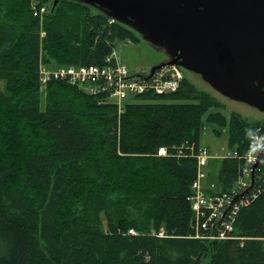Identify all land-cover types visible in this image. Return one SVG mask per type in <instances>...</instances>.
Wrapping results in <instances>:
<instances>
[{
	"label": "trees",
	"instance_id": "1",
	"mask_svg": "<svg viewBox=\"0 0 264 264\" xmlns=\"http://www.w3.org/2000/svg\"><path fill=\"white\" fill-rule=\"evenodd\" d=\"M52 4L0 0V264H264V158L236 238L196 237L188 199L198 180L211 197L230 195L245 167L225 157L198 179L190 154L205 123L227 129L239 156L264 123L211 112L220 104L186 78L175 92L135 95L119 115L75 86L40 84L39 64L103 65L117 41H138L79 1Z\"/></svg>",
	"mask_w": 264,
	"mask_h": 264
},
{
	"label": "water",
	"instance_id": "2",
	"mask_svg": "<svg viewBox=\"0 0 264 264\" xmlns=\"http://www.w3.org/2000/svg\"><path fill=\"white\" fill-rule=\"evenodd\" d=\"M59 0H53L52 9ZM138 33L176 65L200 75L216 92L264 113V0H75ZM264 147L251 167L255 185Z\"/></svg>",
	"mask_w": 264,
	"mask_h": 264
},
{
	"label": "built area",
	"instance_id": "3",
	"mask_svg": "<svg viewBox=\"0 0 264 264\" xmlns=\"http://www.w3.org/2000/svg\"><path fill=\"white\" fill-rule=\"evenodd\" d=\"M41 12L45 9L41 8ZM113 23L112 20H109ZM103 65H81L71 64L60 66L57 69L49 70L42 64L38 67L39 83L44 84L51 78L60 82L75 86L84 93L96 97L101 102H109L117 106L118 115L122 112L123 100L128 95L135 96L147 92L155 94H166L175 92L180 82L184 79L180 66H166L153 73L151 78L146 79L148 72H140V75H131L119 58L112 52L106 56ZM125 105V104H124ZM264 126H256L251 132L245 152L240 154L237 151L231 152L228 157L240 158L245 163V167L240 172L233 192L223 194L221 197H211L202 189L199 180L192 185L193 194L189 196L191 208L196 220L193 229L198 238H211L219 240L234 239L232 236L236 214L241 206H246L250 202V197L258 190V183L261 172L257 169V177L254 187L243 197H239L234 203L233 199L244 192L251 184V167L257 160L258 152L264 147ZM207 148L202 147L198 152H191L190 156L196 158L200 174L199 178L205 177V162L203 156L210 157ZM167 147H159L156 156H168ZM179 156V155H176ZM208 216L200 220L202 216ZM200 217V218H199ZM203 229V230H201ZM128 233L135 234L134 230ZM159 237H164L163 233H158Z\"/></svg>",
	"mask_w": 264,
	"mask_h": 264
},
{
	"label": "rangeland",
	"instance_id": "4",
	"mask_svg": "<svg viewBox=\"0 0 264 264\" xmlns=\"http://www.w3.org/2000/svg\"><path fill=\"white\" fill-rule=\"evenodd\" d=\"M44 8L45 11L39 13L44 15L47 13L46 7ZM40 8V9H41ZM109 20V19H108ZM113 22H117L112 20ZM136 33V32H135ZM138 41L131 42L129 39L124 41H117L114 45L115 55L119 58L121 63L126 67L128 72L131 75H137L140 72H149V70L168 59V56L162 52L151 46L142 37L137 33ZM182 73L187 81H189L196 90H203L207 92L211 97H213L219 104V107H214L210 109V111L219 112L226 117L234 112L239 114L242 118L246 119L249 122H261L264 123V113L257 110L250 105L240 102L231 100L225 96H222L220 93L216 92L212 87H210L201 77L200 75L188 71L186 69L182 70ZM2 87V82H0V89ZM127 102H135V99L128 95L125 100H123V106ZM117 108V106H116ZM214 124H207L205 123L203 133L200 138V145L202 147L207 148L209 151L210 157L203 156L205 162L208 159L209 166L205 164L202 165L205 170H208L211 173H216L219 168V164L221 159L228 157L230 154L229 152L232 151L227 148V141H228V132L227 129L223 130L221 135L215 134L213 132ZM222 157V158H220ZM261 165V164H260ZM258 170L261 172L262 169L258 167ZM208 173V172H207ZM214 177V176H211ZM257 177V172L255 174V179ZM209 179V176H208ZM213 182V181H211ZM235 187H239L237 183H234Z\"/></svg>",
	"mask_w": 264,
	"mask_h": 264
},
{
	"label": "crops",
	"instance_id": "5",
	"mask_svg": "<svg viewBox=\"0 0 264 264\" xmlns=\"http://www.w3.org/2000/svg\"><path fill=\"white\" fill-rule=\"evenodd\" d=\"M206 183H211L209 179L206 180ZM213 183V182H212ZM214 184V183H213ZM215 185V184H214ZM216 186V185H215ZM217 188V187H216Z\"/></svg>",
	"mask_w": 264,
	"mask_h": 264
},
{
	"label": "clouds",
	"instance_id": "6",
	"mask_svg": "<svg viewBox=\"0 0 264 264\" xmlns=\"http://www.w3.org/2000/svg\"><path fill=\"white\" fill-rule=\"evenodd\" d=\"M248 131H253V130L250 129V130H248ZM262 139H264V138H262Z\"/></svg>",
	"mask_w": 264,
	"mask_h": 264
},
{
	"label": "bare ground",
	"instance_id": "7",
	"mask_svg": "<svg viewBox=\"0 0 264 264\" xmlns=\"http://www.w3.org/2000/svg\"><path fill=\"white\" fill-rule=\"evenodd\" d=\"M40 65V64H39Z\"/></svg>",
	"mask_w": 264,
	"mask_h": 264
}]
</instances>
